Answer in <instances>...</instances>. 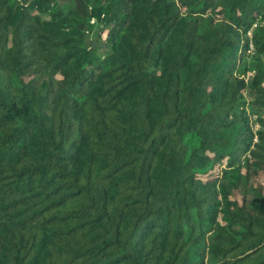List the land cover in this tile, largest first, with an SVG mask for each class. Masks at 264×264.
<instances>
[{"label":"trees","instance_id":"1","mask_svg":"<svg viewBox=\"0 0 264 264\" xmlns=\"http://www.w3.org/2000/svg\"><path fill=\"white\" fill-rule=\"evenodd\" d=\"M0 264H264V0H0Z\"/></svg>","mask_w":264,"mask_h":264},{"label":"rangeland","instance_id":"2","mask_svg":"<svg viewBox=\"0 0 264 264\" xmlns=\"http://www.w3.org/2000/svg\"><path fill=\"white\" fill-rule=\"evenodd\" d=\"M98 23H96V29H95V33L89 34L87 43L91 46H94L95 48L98 49L99 53L101 55H104L108 52L109 48L107 46V44L104 42L105 39V32H102L101 36L99 38H97V36L95 35L97 31H99L100 26L97 25ZM251 77L250 74L247 75V79L249 80ZM255 119V118H253ZM258 123L256 122L255 124H253V129L257 128Z\"/></svg>","mask_w":264,"mask_h":264},{"label":"built area","instance_id":"3","mask_svg":"<svg viewBox=\"0 0 264 264\" xmlns=\"http://www.w3.org/2000/svg\"><path fill=\"white\" fill-rule=\"evenodd\" d=\"M254 26H257V24H254ZM248 34H249V36L251 37V36H252V31L250 30V31L248 32ZM253 50H254V47H253V44L251 43L250 46H249V50H248V52H249V53H252ZM257 125H258V127H257V128H254V131L258 130V128H259V124H257Z\"/></svg>","mask_w":264,"mask_h":264}]
</instances>
